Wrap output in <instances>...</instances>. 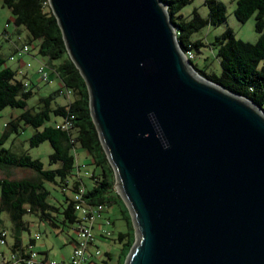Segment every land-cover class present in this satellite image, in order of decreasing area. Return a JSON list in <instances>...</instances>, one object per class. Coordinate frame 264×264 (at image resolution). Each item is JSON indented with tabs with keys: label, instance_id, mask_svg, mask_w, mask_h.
I'll return each mask as SVG.
<instances>
[{
	"label": "water",
	"instance_id": "1",
	"mask_svg": "<svg viewBox=\"0 0 264 264\" xmlns=\"http://www.w3.org/2000/svg\"><path fill=\"white\" fill-rule=\"evenodd\" d=\"M135 237L123 264H264V109L202 76L161 0H48Z\"/></svg>",
	"mask_w": 264,
	"mask_h": 264
},
{
	"label": "trees",
	"instance_id": "2",
	"mask_svg": "<svg viewBox=\"0 0 264 264\" xmlns=\"http://www.w3.org/2000/svg\"><path fill=\"white\" fill-rule=\"evenodd\" d=\"M43 1L2 0L3 6L12 13L15 33H19V26L26 29L28 43L35 45V54L43 57L41 60L46 62L49 73L59 78L63 88L40 95L36 105H29L28 97L32 94L30 81L25 79V73L24 78L18 77L16 73L21 69L7 64L6 57L0 51V112L7 106L21 108L4 124L0 135V165L25 166L37 172L35 177L0 176V211L8 214L12 237L8 251L1 250L6 261L0 264H27L29 245H33L36 239L31 235L24 242L22 238L23 231L29 230V221L24 218L27 213H35L39 220H45L52 226H59V223L73 225L77 222L74 195L80 184L85 185L81 175L83 163L79 162L75 152L77 145L86 150V163L93 165L89 176L94 183L90 188L85 186L81 200L89 205L102 203L106 207L119 198V193L113 190L114 170L90 113L86 83L66 50L55 15L49 4ZM161 1L166 4L176 29L177 42L184 51L191 49L194 52L205 43L201 37L191 38L193 32L226 19V6L222 0H204L208 7L207 15H202L196 6L184 15L182 8L192 0ZM233 12L240 21L254 14L257 39L251 42L236 37L232 28L227 26L209 42L216 48L215 56L219 60L220 71L217 73L198 67L192 58L191 64L199 74L244 95L264 109V0H236ZM25 80L28 81L27 86L24 85ZM59 92L67 97L65 103L56 101L55 96ZM56 116L60 120L46 123ZM26 126L33 128L27 138L30 146H36L43 140L50 142L52 150L48 154L49 166H45L39 157L32 156L27 150L16 151L12 145H4L12 134L13 137L19 135ZM45 180L59 187L60 197L48 199L50 190ZM119 209L126 219L127 229L119 230L114 237L121 243L122 254L114 264H122L135 237L129 209L121 203ZM10 251L17 252L14 261L8 259ZM105 254L111 256L109 251H105ZM46 255L45 252L44 257ZM103 261L107 262V259Z\"/></svg>",
	"mask_w": 264,
	"mask_h": 264
},
{
	"label": "rangeland",
	"instance_id": "3",
	"mask_svg": "<svg viewBox=\"0 0 264 264\" xmlns=\"http://www.w3.org/2000/svg\"><path fill=\"white\" fill-rule=\"evenodd\" d=\"M222 1L226 6L225 21L217 25H205L199 30L193 32L191 35V38L194 39L197 37H201L205 42L204 45H201L199 49H195L192 62L198 67H205L208 71L214 70L217 73L220 71L221 67L218 58L215 56L216 48L209 43L214 39V36L216 34H220L227 26H230L235 36L242 38L243 40L253 42L258 37V32L254 27V14H252L245 21H240L236 18L233 12L236 5V0ZM193 6H196L198 11L202 15H207L208 7L205 4L204 0H192L182 8V13L184 15H187L191 11ZM5 22L9 23L8 30L11 32V38L9 40L0 36V51L6 57V63L12 67L17 66L19 61H22V63H19L18 66L21 71H18L16 75L20 78H24L23 74H26L25 79H28L30 81L32 87V94L28 97V104H33L34 106L38 103L37 99L40 95L48 94L54 89H60L63 87L61 86L59 78L55 74L49 73L51 80L45 81L36 71V66L39 64V60L43 59L41 55H39L38 53L36 56H33L29 53L18 55L16 52H13L11 40H15L19 45H21L23 42H28L26 29L23 26H19L20 30L18 34L20 35V38L18 39L17 33L13 31L12 27V13L6 6H3L2 0H0V31L3 30ZM29 44L31 47V53L36 52L37 49L35 45H33V43ZM11 52H13L14 59H8L7 57ZM26 61L30 62V66L26 65ZM55 99L58 102L65 103L67 97L59 92L55 96ZM20 110L21 108L19 107L10 106H7L1 110L0 135L4 129L5 122L12 115L20 112ZM54 120L58 121L60 120V117H51V119L49 121H46V123H52L54 122ZM32 130L33 128L31 126H26L19 135L13 137L14 134H12L4 142V145H12L15 148L13 149L16 151L27 150L32 156L39 157L44 162L45 166H49L50 164L48 163V154L52 150L50 142L48 140H43L36 146H30L27 138ZM75 152L77 154L79 162L83 163L81 166V175L83 177L85 186L86 188H90L93 185L94 181L88 174L84 173V170L88 169L90 171L93 168V165L86 163V150L83 147L77 145L75 148ZM0 176L35 177L37 176V172L30 167L25 166L7 165L2 167L0 165ZM44 182L50 190L48 196L49 200H53L54 197L61 196V191L58 186L54 185L49 180H45ZM113 188V190L118 192L116 185H114ZM120 203L121 205L123 204L124 208L126 207V209L128 210L126 202L119 194L118 200L112 201L103 210V214L109 215V217L112 218L110 219L111 221L107 223L104 216L96 219L93 230L96 234V245L99 247L101 253L99 255H94L92 259H90L89 261L87 260L86 262H83L81 264H114L116 263L118 258H120L119 255H121L122 257L121 243L114 238L119 230L127 229L126 219L124 218L122 211L119 209ZM24 218L29 221V230H24L22 233L24 242L27 241L28 237L33 235L35 232L39 233V237L35 239V243L29 249L38 251V254L40 256H44L46 252L47 259H54L59 264H68L73 247L75 245L74 240L75 238H77L75 223L73 225H64L62 223H59V226H52L45 220H39L38 216L35 213H27ZM9 226L10 220L8 214L5 211H0V227H4L7 230V242L4 244L0 243V250L9 249V244L12 240ZM105 229H110L111 235L103 234L102 231ZM107 250L111 252L110 257L105 254V251ZM104 258L107 259V262L103 261Z\"/></svg>",
	"mask_w": 264,
	"mask_h": 264
},
{
	"label": "built area",
	"instance_id": "4",
	"mask_svg": "<svg viewBox=\"0 0 264 264\" xmlns=\"http://www.w3.org/2000/svg\"><path fill=\"white\" fill-rule=\"evenodd\" d=\"M44 4L48 3V0L43 1ZM7 23H5V26ZM17 38H20V35L17 34ZM13 52H16L18 55H22L24 53L31 54V47L28 42H23L21 45L17 44L15 40H11ZM13 52H11L8 55L9 59H14ZM184 56L188 59L193 58L194 52L191 49H187L184 51ZM27 66H30V62H25ZM36 71L39 72L42 79L46 81H50L51 78L49 76V69L44 60H39V64L36 66ZM24 85H28V81H24ZM67 91V90H66ZM68 92V91H67ZM65 124L63 123L62 126ZM80 169L78 170L79 173ZM85 174L90 175L91 171L88 169L84 170ZM80 174V173H79ZM85 190V185L80 184L78 187V191L75 193L74 197L76 199L75 202V208L78 213V220L75 223V228L77 230V238L74 240V247L72 250V254L70 256L68 264H81L83 262L89 261L93 258L94 255H99L101 253L99 247L96 245L95 239L96 234L93 230L94 223L96 219L101 218L103 215V210L105 208V205L102 203H98L96 205H89L83 200H81V194ZM106 218V222H110V218L104 216ZM105 235H111L110 229H105L102 231ZM6 235L7 230L1 229L0 230V243L4 244L6 243ZM34 238L39 237V233L35 232L33 234ZM32 245H29V248ZM29 256L26 258L27 264H40V263H46V264H59L54 259H47V257L40 256L38 254V251L29 249L28 250ZM17 252L10 251L8 255V259H12L13 261L17 258ZM6 261V258L2 255V252L0 250V263H4Z\"/></svg>",
	"mask_w": 264,
	"mask_h": 264
},
{
	"label": "crops",
	"instance_id": "5",
	"mask_svg": "<svg viewBox=\"0 0 264 264\" xmlns=\"http://www.w3.org/2000/svg\"><path fill=\"white\" fill-rule=\"evenodd\" d=\"M8 21H9V19H8ZM5 23H7V25L5 26L4 25V27H3V30L2 31H0V36H2L3 38H5V39H9L10 40V38H11V32L8 30V27H9V23L8 22H5ZM13 31L15 32V26H14V23H13ZM36 52H33V53H31V55H33V56H36L37 54H35ZM19 63L21 64L22 63V61H19ZM19 63H18V65L17 66H14V67H18L19 66ZM19 68V67H18ZM104 216L106 215V214H103ZM106 217H109V215H106ZM110 218V217H109ZM110 219H112V218H110ZM95 242H96V240H95ZM5 251H8V249H5ZM108 251V250H107ZM110 252V251H109ZM110 254H111V252H110Z\"/></svg>",
	"mask_w": 264,
	"mask_h": 264
}]
</instances>
